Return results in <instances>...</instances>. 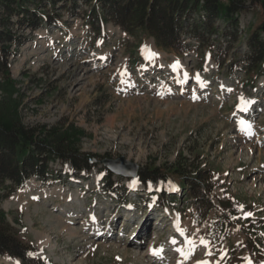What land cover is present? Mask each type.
<instances>
[{"label": "rangeland", "instance_id": "374dc122", "mask_svg": "<svg viewBox=\"0 0 264 264\" xmlns=\"http://www.w3.org/2000/svg\"><path fill=\"white\" fill-rule=\"evenodd\" d=\"M72 1L39 0L52 22L36 29L0 11V120L12 116L52 146L72 136L93 168L77 174L54 162L66 169L60 180L31 178L2 202L18 238L50 264H264V70L249 42L264 36V0H245L236 38L184 37L191 49H162L109 16L96 26L95 1ZM121 156L169 174L177 192L124 177L119 185V175L105 190L101 161ZM210 185L214 207L201 222L197 199ZM227 201L240 211L221 243L209 230Z\"/></svg>", "mask_w": 264, "mask_h": 264}, {"label": "trees", "instance_id": "16d2710c", "mask_svg": "<svg viewBox=\"0 0 264 264\" xmlns=\"http://www.w3.org/2000/svg\"><path fill=\"white\" fill-rule=\"evenodd\" d=\"M38 1L0 0V11L3 9L4 13L14 14L21 24L36 29L47 22H52L51 17L38 9ZM51 1L57 4L68 0ZM91 1H95L89 14V21L92 24L98 26L107 16L113 17L115 22L127 32H133L136 29L148 32L155 38L156 45L162 49H180L187 43L184 37L204 45H210V42L206 41L209 35L214 33L219 34L218 38H236L242 29L239 15L246 8L245 0H152L151 4H149L150 0ZM217 23L223 26L220 28L221 32L217 31L219 29L216 27ZM249 42L250 47L256 50L255 53H261V58L257 59L258 63L254 64L253 61V65L262 66L259 69L264 70V36L261 32L252 33ZM187 45L191 49L193 43L191 45L188 42ZM254 55L256 54H252L253 58H255ZM251 84L255 85V81L252 80ZM37 131L36 128L18 125L12 116L0 120V259L18 260L19 264L50 263L38 255L35 246L18 238L14 227L3 215L2 202L26 187L31 178L45 184L52 179L62 178L66 169L53 167L54 162L60 161L63 165H69V170L77 174L89 173L93 170L89 160L79 156V151L74 150V144L67 143V141H74L72 136L64 140L61 138V141L52 146L44 142L45 140H42L40 136H36ZM160 170L156 168L150 172L141 169L138 179L152 187L156 185L163 192L169 190L177 192L178 188L172 186L174 178L168 177L169 174L162 173ZM102 171L105 177L103 188L105 190L114 188L117 182L113 179L114 174L107 168H103ZM176 172H179L184 179H190L186 168L177 167ZM196 178L190 180L195 183L198 181ZM122 179L124 178L119 177L117 184L120 185ZM211 187V185L208 187L205 197L200 196L197 199L199 205L197 216L201 222L205 221L211 207H214L212 200L208 198ZM175 201L172 200L171 203ZM220 210L222 214L210 225L209 235L212 239L223 243L228 229L235 225L234 219L240 210L231 201L223 202ZM251 240L254 244L250 246V250H255V247L259 246L255 239L251 238Z\"/></svg>", "mask_w": 264, "mask_h": 264}, {"label": "water", "instance_id": "95a60500", "mask_svg": "<svg viewBox=\"0 0 264 264\" xmlns=\"http://www.w3.org/2000/svg\"><path fill=\"white\" fill-rule=\"evenodd\" d=\"M101 162L113 174L131 179H137L139 177L140 166L136 162L130 161L125 156L119 158H105Z\"/></svg>", "mask_w": 264, "mask_h": 264}, {"label": "bare ground", "instance_id": "6f19581e", "mask_svg": "<svg viewBox=\"0 0 264 264\" xmlns=\"http://www.w3.org/2000/svg\"><path fill=\"white\" fill-rule=\"evenodd\" d=\"M60 219V218H59ZM58 218H57V220H59ZM61 222V221H60ZM59 222V223H60ZM64 224V223H63ZM65 225V224H64ZM66 225H68V224H66ZM65 225V226H66ZM176 225H178V224H176ZM176 225H174V226H172V229H171V231H173V228L176 226ZM67 227V226H66ZM73 229V228H72ZM72 229H70V228H67L66 230L67 231H69L68 233H71L70 235H76L78 232L76 231V229L75 230H72ZM46 235V234H45ZM167 238V237H166ZM42 241H43V246H47V245H49V244H51V242H50V238L48 237V236H43V238H42ZM176 242V241H175ZM151 250V249H150Z\"/></svg>", "mask_w": 264, "mask_h": 264}, {"label": "snow or ice", "instance_id": "6c2138e0", "mask_svg": "<svg viewBox=\"0 0 264 264\" xmlns=\"http://www.w3.org/2000/svg\"><path fill=\"white\" fill-rule=\"evenodd\" d=\"M145 48H146V46H145ZM157 54H155V53H150L149 54V58L151 59V58H154L155 56H156ZM177 66H179V62H177L176 63V65H174L173 67H177ZM242 123H245V122H242ZM250 127V126H249ZM139 181L137 180V181H134L133 183H138ZM249 215H250V213H249ZM173 242H175V241H173ZM203 242V241H202ZM189 243L191 244L192 242L191 241H189ZM154 251H156V250H154ZM177 251H183L182 249H177ZM29 255H32V253H29ZM198 264H205V262H198Z\"/></svg>", "mask_w": 264, "mask_h": 264}]
</instances>
